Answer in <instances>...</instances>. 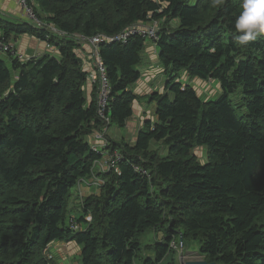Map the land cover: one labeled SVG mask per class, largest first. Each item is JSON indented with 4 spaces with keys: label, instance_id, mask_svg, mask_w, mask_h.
I'll list each match as a JSON object with an SVG mask.
<instances>
[{
    "label": "trees",
    "instance_id": "1",
    "mask_svg": "<svg viewBox=\"0 0 264 264\" xmlns=\"http://www.w3.org/2000/svg\"><path fill=\"white\" fill-rule=\"evenodd\" d=\"M29 1L59 34L0 21V39L9 44L29 35L59 57L23 61L14 51L3 54L10 65L0 57V264H47L41 252L55 241L75 242L79 264H136L139 236L151 230L161 240L153 243L154 259L139 264H160L176 239L181 247L196 241L207 263L264 264V37L233 43L239 0ZM155 22L161 27L153 44L167 79L165 92L150 98L157 121L132 144L104 133L106 146L97 153L89 138L106 125L97 116L95 86L90 104L85 98L77 37L110 38ZM144 44L133 35L99 46L109 126L123 128L132 116L136 96L129 88L140 77ZM179 72L218 81L220 95L203 100L175 82ZM197 148L204 162L193 156ZM107 154L120 156L117 171L105 172L99 194L82 200L81 217L91 221L73 230L84 222H68L73 189Z\"/></svg>",
    "mask_w": 264,
    "mask_h": 264
},
{
    "label": "crops",
    "instance_id": "2",
    "mask_svg": "<svg viewBox=\"0 0 264 264\" xmlns=\"http://www.w3.org/2000/svg\"><path fill=\"white\" fill-rule=\"evenodd\" d=\"M18 20L24 21L23 13L19 9L15 0H0V21L15 23ZM2 36V32L0 30V37ZM11 43L13 44V49L16 51L17 55L25 58H40L45 55H50L52 57L58 58V51L56 48L48 49L46 44L42 41L37 40L36 38L23 35L17 38L11 39ZM152 43V42H151ZM144 49L140 54V62L137 67L138 72L140 73V77L136 83H134L129 89L136 96L135 102L132 104V116L126 121L125 126L123 128H118L117 126H113L112 130L109 128L106 132L108 138L112 140H124L128 143H134L136 137L139 132L145 130V126L148 122L155 123L157 118L155 116L156 113V104L150 100L153 94H162L164 93L165 85L167 83V79L165 77V73L157 59V48L154 44H150V42H145ZM152 50L153 54L145 55V52H149ZM77 54L82 59V69L88 75L91 74L94 70L92 68V58L90 55V48L87 44L79 47L77 49ZM6 58H4V57ZM2 59L9 61L8 56L1 55ZM91 58V60H90ZM84 94L88 104L93 99V86L86 82L84 85ZM96 135L89 138V144L91 146L96 145L100 146L102 143L99 140H94ZM93 187L84 188V199L93 195L96 191L92 190ZM77 190V189H76ZM98 191V190H97ZM99 192V191H98ZM74 193V189H73ZM91 194V195H90ZM72 244L74 247H70L69 244ZM67 243L68 245L62 244V242H56L54 245L59 246V254L63 255L67 262L71 258L73 260L74 255L80 256V249L75 242ZM63 245V247H61ZM58 248V249H59ZM52 249V248H51ZM56 253V251H55ZM57 254H54L55 258Z\"/></svg>",
    "mask_w": 264,
    "mask_h": 264
},
{
    "label": "rangeland",
    "instance_id": "3",
    "mask_svg": "<svg viewBox=\"0 0 264 264\" xmlns=\"http://www.w3.org/2000/svg\"><path fill=\"white\" fill-rule=\"evenodd\" d=\"M175 22H172L170 24V28L174 27ZM151 27V28H158V33L160 31V27L161 24L160 22H155L153 24H146V26ZM151 25V26H150ZM145 42H150L149 40H146ZM77 43H80L79 41H77ZM84 43L82 41L81 45L83 46ZM146 45V44H144ZM12 48L13 45L11 44ZM88 47L90 48V55H92L94 53V50L90 47V45L88 44ZM144 49V48H143ZM14 52V49H13ZM149 54H153L154 52H152V50H150L149 52H145V55L148 56ZM4 57V56H3ZM6 58V57H4ZM3 58V59H4ZM5 60V59H4ZM27 59H23V61H26ZM91 60V58H90ZM6 63L8 65L9 62H7V60H5ZM94 61L92 59V68L94 70ZM106 74V73H105ZM92 74L87 75V82L88 83H92L90 80V77ZM175 82H183L186 83L188 85H190L191 87H193V89H195V91L197 92V94L199 95V97H201L203 100L208 101V100H215L219 95H220V85L218 83V81L215 80H210V81H204V80H200L198 78H189L186 76V74L184 72H179L176 76V80ZM92 85V84H91ZM93 86V85H92ZM240 98L241 95L240 93H235L233 95H230V99L233 103V105H238L240 103ZM238 116L243 114V110L242 109H236ZM104 123V122H103ZM106 125L105 128L101 129L103 133H106L107 130L110 128L112 130L113 126H109V120L107 123H104ZM109 127V128H108ZM94 138V137H93ZM94 140H96V138H94ZM98 140V139H97ZM102 144L100 149L105 148L106 145H104L105 143V134H104V140H99ZM129 143V141H128ZM152 147H155V149H157V151L159 152L160 155L164 156V149L160 144H155L154 142L151 143ZM94 148L96 149V145ZM193 156L196 157L198 159V161L204 162L205 161V154H204V150L201 148H197L193 150ZM109 156L108 154L105 155V157L103 158V160L96 162L93 166L92 172L90 173V176L88 178L85 179H81L79 181V183L76 185V187L74 188V193H72L71 198L69 199L68 202V207H67V219L69 224H76L80 219H83L82 216V211H81V206H82V200L84 199L83 196L84 192L83 189L84 188H92V190H96L93 195L91 196H97L100 192V188L101 186H103V178L102 175L105 174V172H108V166L106 165L108 162ZM77 189V190H76ZM99 192H98V191ZM83 195V196H82ZM84 222H82V225H80L78 228H85V222L89 223L91 221V217L90 216H84ZM79 224V223H78ZM161 232H154L153 230L151 231H146L145 233H142L139 236V242H140V251L137 254L136 257V264H139L141 261L143 262L144 260H147L148 258L150 259H154L155 253H154V242H159L161 240ZM56 242H62V244L64 245H68L67 243L70 242H66V241H56ZM179 242L178 239L175 240L174 244L172 245V250L170 251L169 255L167 256V258H164L160 264H183L185 262L188 261H199V260H203L202 257H200L197 253V249H198V243L196 241H185L183 243V246L181 247L180 245L178 246L177 243ZM55 242L50 243L47 246V249L43 250L41 252V257H44L45 261L47 262V264H79V257L78 255H74L73 256V260H71V258L69 259V261L67 262V259L65 260V258H63L62 254H59V246L54 245ZM70 247H74L71 243L69 244ZM63 247V245L61 246ZM52 248V249H51ZM59 248V249H58ZM56 251V253H55ZM57 254L56 257L54 258L53 255Z\"/></svg>",
    "mask_w": 264,
    "mask_h": 264
},
{
    "label": "built area",
    "instance_id": "4",
    "mask_svg": "<svg viewBox=\"0 0 264 264\" xmlns=\"http://www.w3.org/2000/svg\"><path fill=\"white\" fill-rule=\"evenodd\" d=\"M16 4L18 5L19 9L23 13L24 21L35 28L38 29H48V31H51L52 33H58L52 26L44 24L36 15L34 8L29 0H15ZM151 26V25H150ZM59 34V33H58ZM133 35H139L141 37L146 38V40L151 41L152 43L157 41L159 33L158 28H151L146 25L138 24L135 26H131L119 34L113 36V37H105L102 35L95 36L93 38H83V37H77L78 41L82 43L89 44L90 47L94 50V53L91 55V58L94 61V71L91 73L92 75L89 76L90 80L93 86L96 87V102H97V116L101 121L104 123L108 122V118L106 117V111L108 107L109 102V85L108 80L105 74V68L102 65L101 60L99 59V46L102 43H123L125 42L130 36ZM11 42L9 44L4 43L0 39V55H3L5 53L13 54V48L11 46ZM13 45V44H12ZM48 49H50L52 46L46 45ZM54 48V47H52ZM19 60H21V57H18ZM89 75V74H88ZM102 131V130H101ZM96 139L98 140H104V133H96ZM106 145V142L104 143ZM100 146H97L96 149L93 147V150L97 153H100L101 149ZM120 160V156L116 154L114 158L111 157V159H108V170L114 168L115 171H117V168L115 167V162H118ZM137 171H140L139 169H136ZM145 174L144 172H142ZM73 230H79L78 226L75 225L73 227Z\"/></svg>",
    "mask_w": 264,
    "mask_h": 264
},
{
    "label": "clouds",
    "instance_id": "5",
    "mask_svg": "<svg viewBox=\"0 0 264 264\" xmlns=\"http://www.w3.org/2000/svg\"><path fill=\"white\" fill-rule=\"evenodd\" d=\"M224 0H211L219 6ZM232 41L237 46H248L258 37H264V0H239L238 12L230 21Z\"/></svg>",
    "mask_w": 264,
    "mask_h": 264
},
{
    "label": "water",
    "instance_id": "6",
    "mask_svg": "<svg viewBox=\"0 0 264 264\" xmlns=\"http://www.w3.org/2000/svg\"><path fill=\"white\" fill-rule=\"evenodd\" d=\"M183 264H215V263H207L204 260H199V261H188V262H185Z\"/></svg>",
    "mask_w": 264,
    "mask_h": 264
},
{
    "label": "bare ground",
    "instance_id": "7",
    "mask_svg": "<svg viewBox=\"0 0 264 264\" xmlns=\"http://www.w3.org/2000/svg\"><path fill=\"white\" fill-rule=\"evenodd\" d=\"M112 14V13H111ZM133 227V226H132Z\"/></svg>",
    "mask_w": 264,
    "mask_h": 264
}]
</instances>
